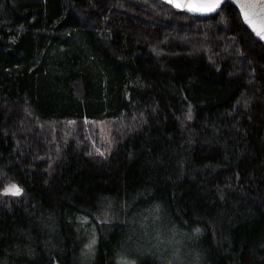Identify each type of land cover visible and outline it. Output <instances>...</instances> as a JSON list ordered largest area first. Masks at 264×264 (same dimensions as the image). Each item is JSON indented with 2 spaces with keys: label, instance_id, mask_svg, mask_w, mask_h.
<instances>
[{
  "label": "trees",
  "instance_id": "1",
  "mask_svg": "<svg viewBox=\"0 0 264 264\" xmlns=\"http://www.w3.org/2000/svg\"><path fill=\"white\" fill-rule=\"evenodd\" d=\"M6 185L0 264H264V44L230 2L0 0Z\"/></svg>",
  "mask_w": 264,
  "mask_h": 264
},
{
  "label": "snow or ice",
  "instance_id": "2",
  "mask_svg": "<svg viewBox=\"0 0 264 264\" xmlns=\"http://www.w3.org/2000/svg\"><path fill=\"white\" fill-rule=\"evenodd\" d=\"M169 2L178 8H186L191 12L211 13L217 11L222 0H182V2L169 0ZM239 6L245 22L253 27V30L258 36L264 39V0H257L255 3L251 2V0H241ZM257 9L259 11H256ZM5 192L12 195H19L21 189L12 185L6 188Z\"/></svg>",
  "mask_w": 264,
  "mask_h": 264
},
{
  "label": "rangeland",
  "instance_id": "3",
  "mask_svg": "<svg viewBox=\"0 0 264 264\" xmlns=\"http://www.w3.org/2000/svg\"><path fill=\"white\" fill-rule=\"evenodd\" d=\"M88 122H90L91 125H92V129H91L92 133H91V139H90L92 141V144L90 143L91 146L94 149L96 148L97 150H99L102 154L105 153V152L110 151L111 148H112V141H113L112 131L110 129L111 121L109 119H107L106 117L97 118V119L94 118V119H90V121L89 120H83V125L85 123H88ZM67 124L68 125L70 124L71 126H75L77 123L74 120H68ZM10 186L11 185H6V186L1 187L0 195L2 196V194H5L6 193L5 189L10 187ZM6 195H9V194L6 193ZM109 218H110V220H114L115 219L112 216L109 217ZM161 232L162 231H161V228H160V233ZM95 237L96 236L93 235V238L91 240L93 243L95 241ZM167 240H168V238H167ZM143 241H144L143 243H144L145 246L149 247L152 250L159 251L160 242H161V236H160V234L158 232V229H157V232H156V230L151 231V232L144 231ZM90 245H93V244H90ZM176 247H177V251H180L179 256H178L179 259H180L181 255H182V250H180L178 248V245H176ZM170 250H171V247H169V242H168V246H167L165 251L166 252H170ZM89 251L91 253H94V246H91L89 248ZM148 251L150 252V250H148ZM162 257L164 259V255H162ZM93 262H95V261H93ZM128 264H133L132 260L128 261Z\"/></svg>",
  "mask_w": 264,
  "mask_h": 264
},
{
  "label": "water",
  "instance_id": "4",
  "mask_svg": "<svg viewBox=\"0 0 264 264\" xmlns=\"http://www.w3.org/2000/svg\"><path fill=\"white\" fill-rule=\"evenodd\" d=\"M161 1H163V2H165V3H167V4H169V5H171V6H173L174 8H177V9H179V10H181V11H184V12H187V13H189V14H192V15H211V14H214L215 12H217L218 11V9H217V11H215V12H211V13H198V12H191V11H188L186 8H178V7H176L173 3H170L169 2V0H161ZM178 2H182V0H178ZM223 2H230L232 5H234L236 8H237V10H238V12H239V14H240V16H241V18H242V20H243V22L245 23V25L247 26V28L250 30V32L262 43V44H264V39H262L260 36H258L257 34H256V32L253 30V27L252 26H250L248 23H246L245 22V20H244V17H243V14H242V12H241V9H240V3H241V0H222V2H221V4L223 3ZM251 2H253V3H255V2H257V0H251ZM221 4H220V6H221ZM256 11H259L258 9L256 10ZM54 264H59L58 262H56V263H54Z\"/></svg>",
  "mask_w": 264,
  "mask_h": 264
}]
</instances>
